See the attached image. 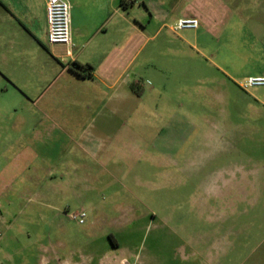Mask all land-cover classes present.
Wrapping results in <instances>:
<instances>
[{
	"label": "rangeland",
	"instance_id": "1",
	"mask_svg": "<svg viewBox=\"0 0 264 264\" xmlns=\"http://www.w3.org/2000/svg\"><path fill=\"white\" fill-rule=\"evenodd\" d=\"M233 3L229 30L200 39L199 67L132 77L142 103L102 134V151L59 130L26 151L53 165L58 195L28 184L11 200L6 213L23 212L0 228V264H264V86H246L264 76V0ZM35 110L6 116L0 99V143L52 126ZM80 210L84 224L70 217Z\"/></svg>",
	"mask_w": 264,
	"mask_h": 264
},
{
	"label": "crops",
	"instance_id": "2",
	"mask_svg": "<svg viewBox=\"0 0 264 264\" xmlns=\"http://www.w3.org/2000/svg\"><path fill=\"white\" fill-rule=\"evenodd\" d=\"M68 2L71 57L64 46L48 42L46 0H0V99L5 115L26 118L28 104L52 124L43 130L40 123L29 141L23 132L0 143V151L11 152L0 169V204L5 202L4 211L0 207V228L7 231L23 211L10 215L6 208L30 190L28 184L41 199L58 195L53 165L44 160L27 162L26 151L40 149L44 132L52 135L59 130L67 144L93 155L102 151V134L117 136L115 120L124 113L136 114L142 103L131 89L132 77L163 79L169 68L199 67L201 40L228 31L235 14L233 0ZM190 18L199 20V28L175 30L180 19ZM77 64L91 69L82 71ZM60 119L65 128H59ZM46 204L52 207L51 202Z\"/></svg>",
	"mask_w": 264,
	"mask_h": 264
},
{
	"label": "built area",
	"instance_id": "3",
	"mask_svg": "<svg viewBox=\"0 0 264 264\" xmlns=\"http://www.w3.org/2000/svg\"><path fill=\"white\" fill-rule=\"evenodd\" d=\"M46 4L49 26L48 42L51 45L64 46L66 55L71 57L73 54L71 5L68 0H46ZM199 26L200 22L198 19H180L175 26V30L197 29ZM246 86H264V76L250 77ZM70 217L77 220L80 224H84L87 212L80 210L71 214Z\"/></svg>",
	"mask_w": 264,
	"mask_h": 264
},
{
	"label": "trees",
	"instance_id": "4",
	"mask_svg": "<svg viewBox=\"0 0 264 264\" xmlns=\"http://www.w3.org/2000/svg\"><path fill=\"white\" fill-rule=\"evenodd\" d=\"M76 67L80 68L82 71L83 70L91 69V66H89V65L83 66V65L77 64ZM132 89H135V86L134 85L132 86Z\"/></svg>",
	"mask_w": 264,
	"mask_h": 264
}]
</instances>
